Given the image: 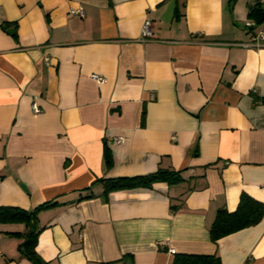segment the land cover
<instances>
[{"label":"crops","instance_id":"obj_1","mask_svg":"<svg viewBox=\"0 0 264 264\" xmlns=\"http://www.w3.org/2000/svg\"><path fill=\"white\" fill-rule=\"evenodd\" d=\"M79 6L82 18L69 13ZM249 7L0 0V206L56 202L37 214L43 259L171 264L196 253L264 264V216L209 238L216 211H233L242 192L264 202V41L254 38L264 20L247 26ZM158 168L183 180L104 194L101 179ZM26 231L0 222V264H33L18 249Z\"/></svg>","mask_w":264,"mask_h":264},{"label":"trees","instance_id":"obj_2","mask_svg":"<svg viewBox=\"0 0 264 264\" xmlns=\"http://www.w3.org/2000/svg\"><path fill=\"white\" fill-rule=\"evenodd\" d=\"M248 18L254 25L264 20V8L258 5L249 8ZM258 100L264 103V96ZM104 160L106 166L111 165V156L105 150ZM104 183V194L108 191L136 186L150 187L155 182L163 181L168 184H176L183 180L180 170L158 168L155 172L137 176H122L116 178L101 179ZM56 204L54 201L45 202L32 210H25L13 206H0V222L24 223L27 231L22 242L18 245L19 251L25 255L33 264H51L43 259L36 250L38 236L41 227L37 224V214L40 210ZM264 216V202H261L249 194L242 192L238 204L233 211L220 208L216 211L214 220L209 227V238L217 242L220 238L238 231L242 228L257 224ZM129 257L128 264H133L132 257ZM171 264H221L220 257L216 254L196 253H174Z\"/></svg>","mask_w":264,"mask_h":264},{"label":"built area","instance_id":"obj_3","mask_svg":"<svg viewBox=\"0 0 264 264\" xmlns=\"http://www.w3.org/2000/svg\"><path fill=\"white\" fill-rule=\"evenodd\" d=\"M248 1H249V6L250 7L258 5L261 8H264V0H248ZM69 13L71 15H75V16H78V17H81V18L84 17V15H85L84 9L82 7H80V6L79 7H75V8H70ZM246 25L247 26H252V25H254V22L249 20V21H247ZM141 35H142L143 39L151 38L152 35H153L152 21L150 19H148V18H146L144 20L143 24H142ZM254 38H255L257 43H260V42L264 41V29H261L258 32H256L254 34ZM44 61H45L46 64H48L49 63V58L45 57ZM90 77L93 80L97 81V82H104L105 81V78L102 75H99L97 73H91ZM33 110L35 112H39V108L37 107L36 104H33ZM173 138H174V136H173ZM120 140H121V137L116 138V141H120Z\"/></svg>","mask_w":264,"mask_h":264},{"label":"water","instance_id":"obj_4","mask_svg":"<svg viewBox=\"0 0 264 264\" xmlns=\"http://www.w3.org/2000/svg\"><path fill=\"white\" fill-rule=\"evenodd\" d=\"M9 33H12L13 32V29H8L7 30Z\"/></svg>","mask_w":264,"mask_h":264}]
</instances>
